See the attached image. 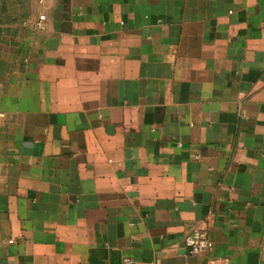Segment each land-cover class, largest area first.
Instances as JSON below:
<instances>
[{
  "label": "crops",
  "instance_id": "obj_1",
  "mask_svg": "<svg viewBox=\"0 0 264 264\" xmlns=\"http://www.w3.org/2000/svg\"><path fill=\"white\" fill-rule=\"evenodd\" d=\"M0 87V264H264V0H0Z\"/></svg>",
  "mask_w": 264,
  "mask_h": 264
},
{
  "label": "built area",
  "instance_id": "obj_2",
  "mask_svg": "<svg viewBox=\"0 0 264 264\" xmlns=\"http://www.w3.org/2000/svg\"><path fill=\"white\" fill-rule=\"evenodd\" d=\"M46 15H40L37 21V28L39 30L46 29ZM1 88V87H0ZM214 242L211 241L205 233L196 230L188 234L184 239V247L189 255H198L200 253L206 252L210 253L214 249ZM121 264H136L135 261L130 257H124Z\"/></svg>",
  "mask_w": 264,
  "mask_h": 264
}]
</instances>
